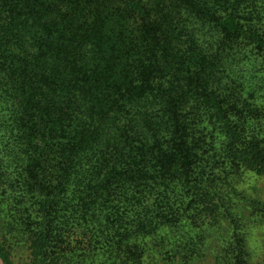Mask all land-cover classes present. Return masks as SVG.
<instances>
[{
    "label": "trees",
    "instance_id": "trees-1",
    "mask_svg": "<svg viewBox=\"0 0 264 264\" xmlns=\"http://www.w3.org/2000/svg\"><path fill=\"white\" fill-rule=\"evenodd\" d=\"M262 88L264 0H0V257L27 236L30 264H59L90 213L110 234L157 202L215 219L230 184L264 175L234 118L236 92ZM190 240L167 264H196Z\"/></svg>",
    "mask_w": 264,
    "mask_h": 264
},
{
    "label": "rangeland",
    "instance_id": "rangeland-1",
    "mask_svg": "<svg viewBox=\"0 0 264 264\" xmlns=\"http://www.w3.org/2000/svg\"><path fill=\"white\" fill-rule=\"evenodd\" d=\"M261 93L264 88L257 94L236 92L234 118L242 121L246 139L253 138L264 145V100ZM236 164L231 162L233 167ZM226 171L222 170L221 176ZM228 189L217 199L215 219L199 214L194 203L166 205L157 202V210L163 214H122L109 221L108 224L115 227L114 233L110 234L105 231L106 222L96 217L98 213H90L86 220L80 224L76 222L74 228H70L65 242L55 246L51 257H61L59 264H76L75 261L77 264H120L122 259L129 257L122 254V250L119 256L116 252L120 247L128 249L131 247L129 243L136 242L140 247V258L135 264H167L174 259L169 253L172 244L187 238L191 239L189 247L203 254L196 264H264V175L249 171L243 181L232 187L230 184ZM23 215L31 219L29 215ZM3 231L5 228L0 226L2 239ZM7 241L14 264L31 263L27 236L8 238ZM119 242L122 244L118 245Z\"/></svg>",
    "mask_w": 264,
    "mask_h": 264
},
{
    "label": "water",
    "instance_id": "water-1",
    "mask_svg": "<svg viewBox=\"0 0 264 264\" xmlns=\"http://www.w3.org/2000/svg\"><path fill=\"white\" fill-rule=\"evenodd\" d=\"M0 264H7V263L0 257Z\"/></svg>",
    "mask_w": 264,
    "mask_h": 264
}]
</instances>
